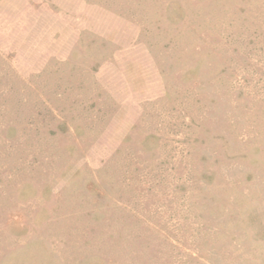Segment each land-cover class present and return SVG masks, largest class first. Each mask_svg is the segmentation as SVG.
Masks as SVG:
<instances>
[{"label":"rangeland","instance_id":"1","mask_svg":"<svg viewBox=\"0 0 264 264\" xmlns=\"http://www.w3.org/2000/svg\"><path fill=\"white\" fill-rule=\"evenodd\" d=\"M0 264H264V0H0Z\"/></svg>","mask_w":264,"mask_h":264}]
</instances>
